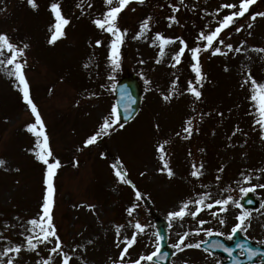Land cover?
Wrapping results in <instances>:
<instances>
[{
    "label": "rangeland",
    "instance_id": "obj_1",
    "mask_svg": "<svg viewBox=\"0 0 264 264\" xmlns=\"http://www.w3.org/2000/svg\"><path fill=\"white\" fill-rule=\"evenodd\" d=\"M17 1L0 0V9H3L0 11V32L6 33L18 47L29 45L19 62L24 63L23 72L29 91L36 88V105L45 123L53 153L50 160L59 159L61 163L59 168L62 167V171L58 178L55 177L54 186L57 189L52 215L62 241V250L72 257L70 264H113L121 251L116 243L125 236L130 238L136 231L132 225L139 221L147 227L144 233L138 234L137 243L129 249L126 260L131 264L141 254L155 251L157 220L166 225L171 251L168 264H216L217 260L222 262L217 255L208 254L200 248L179 251L172 245L185 232L190 233L185 243L203 242L208 236L205 231H200L199 235L191 234L201 219L208 221L203 225L204 229H212L214 234L223 232L225 235L221 237L227 239V234L237 222L236 216L242 210L251 215L245 222L247 232L240 233L264 246L261 243L264 241V207H261L264 204V188L257 187L255 191L248 192L253 200L250 208L243 204L248 194L243 195L240 191L241 188L264 184V140L260 138L258 128L253 130L254 117L250 114L248 99L251 85L241 87L249 73L257 82L264 83V52L251 50L264 48V17L251 20L252 13L264 12V0H257L244 17L238 18L236 24L221 34L226 43H231L234 48L245 41L246 51L217 55L214 59L209 52L200 54L202 71L207 80L201 89V100L195 103L194 97L186 92L168 102L163 100L162 94H167L176 76L180 78V91H184L189 79H194L189 67L191 56L186 51L182 63L176 68L170 67L171 56L180 47L177 41L175 45L167 46L165 57L156 63L158 47L150 46L152 37L157 32L166 37H182L189 47H193L196 41L188 42L186 21L192 17L199 27L208 25L214 29L217 21L232 11L224 9L216 16L219 5L235 3L238 6L240 0H184L183 5L180 0H145L143 4L133 0L118 20V26L129 31L124 38L127 47L121 46L120 49L122 53L128 48V60L124 66L120 64L116 71L112 70L107 59L110 34L101 32L92 23L107 10L104 0L105 10H100V17L89 10L90 14L85 18H79V15L75 18L62 9L71 23L64 29L66 36L55 44L47 42L49 26L54 23V17L48 10L53 0H37L39 7L36 10L26 0ZM67 1L73 2L60 0L61 6L64 7ZM79 2L81 0H77ZM86 3L84 0L82 6ZM171 5L178 6L180 10L173 13ZM171 15H175L179 23L168 27L166 18ZM149 16L152 17L151 31L146 38L133 39L139 31L140 22ZM158 20H162L160 25H157ZM248 23H252L251 29L247 28ZM241 25L243 30L235 32V27ZM191 32L190 29L189 37ZM11 33L17 39L11 37ZM20 33L30 35V39L22 41L24 36ZM96 40H102V46L97 47ZM221 48L227 51L223 46ZM9 56L10 53L4 50L0 60ZM11 67L0 65V159L6 161L5 166L0 167V251L5 246L22 244L24 247L19 255L9 253V256L15 257L14 264H37V261L42 264L49 255V249L55 246V241L47 246L39 245L36 251H27L25 237L29 235L27 221L38 218L41 211L45 166L32 151L36 137L26 130V125L34 123L35 118L28 106L24 109L19 107L17 98L22 97V93L19 87L14 86L17 83L15 78L7 74ZM126 72L135 74L142 86L140 114L129 126L117 127L110 135L85 148L84 140L99 129L102 120L110 113L113 85ZM110 76H114L115 80H110ZM145 79L150 84L145 85ZM204 113L208 115L201 120L200 114ZM189 116L195 117L193 127L198 131L194 130L189 139H184L182 126ZM237 128L240 131L232 135ZM177 132L181 135L177 136ZM164 139L170 140L165 148L166 159L175 173L172 178L159 171L162 165L156 145ZM102 153L105 155L102 156ZM117 159L127 171L128 179L143 194V199L136 201L139 207L131 217L126 210L133 205L135 194L130 185L117 181L110 166ZM193 162L204 164V175L199 179L190 176ZM41 166H44L43 172ZM220 168H223L222 172L218 171ZM244 176H251V181L245 183ZM203 192L211 194L206 204L231 196L228 211L220 212L218 217L213 218L211 212L218 211L217 206L204 208L195 220L191 216L168 220V212L178 210L182 201L196 199ZM236 201L240 202L242 209L236 206ZM90 205L93 207L90 208ZM232 205L234 207L230 210ZM189 207L191 211L195 210L194 204ZM219 219H225L226 223L220 225ZM117 225L124 226L119 239L115 231ZM52 257V264H60L58 254H52Z\"/></svg>",
    "mask_w": 264,
    "mask_h": 264
},
{
    "label": "snow or ice",
    "instance_id": "obj_2",
    "mask_svg": "<svg viewBox=\"0 0 264 264\" xmlns=\"http://www.w3.org/2000/svg\"><path fill=\"white\" fill-rule=\"evenodd\" d=\"M84 0H81V3L76 5L77 8H81ZM133 0H104V4L107 6V10L102 13L101 18H96L92 20V23L101 30V32L110 34V40L108 43V54L107 59L112 65V70L116 71L120 68L121 61V46L124 43V38L127 36L128 30L121 29L118 26V20L120 14L128 7ZM135 2L139 4H143L145 0H135ZM257 0H240L239 5L235 3H223L219 5L216 9V16H219L221 11L224 9L232 10L227 14H224L221 19L217 21V25L214 29L209 28L208 25H205V29L207 31L201 30L196 36L195 46L189 47L188 43L182 37H166L164 34L157 32L152 37L151 45L153 47H158L157 59L156 63H160L166 55V48L169 45H175L177 41L179 42V49L175 51L171 60L172 63L170 67L176 68L177 65L182 63V58L185 55V52H189L191 56V63L189 65L191 72L194 74V79H189L187 81V86L184 91L179 90V76H176L175 79L172 80L170 88L167 91V94H162V98L165 102L170 101L174 96L183 95L185 92L194 97V103L196 101H200L202 98L201 89L204 86V82L207 80L206 74L202 71L200 54L202 52H210L211 56H227L230 52L240 53L241 51H246L244 49L245 41H241L240 46L233 47L231 43H226L224 37L221 35L225 30L230 29L231 26L236 24L238 18L244 17L246 13L249 12L250 7L255 4ZM27 4L34 10L38 9L39 5L37 0H27ZM180 4H184V0H180ZM88 8L92 7L91 3L87 4ZM187 7V5H185ZM238 10H235L237 9ZM172 12L176 13L180 9L176 5H171ZM48 10L51 15L54 17V23L49 26V38L48 44H55L59 39L66 36V32L64 29L68 26L71 21L66 18L62 13L60 0H53L48 5ZM3 11V9H0ZM134 11V9H133ZM264 17V12L252 13L251 20L255 21L257 17ZM152 17H146L144 20L140 22L139 31L132 37L133 39H141L142 37L146 38L147 33L151 31L150 21ZM169 23L168 27H172L174 23H179L177 17L175 15H171L166 18ZM253 27L252 23L247 24V28L251 29ZM244 26L241 25L239 27H235V32H241ZM249 36L252 35L251 31H249ZM230 38V37H229ZM97 47L102 46V40H96L95 42ZM221 46L227 51H223ZM29 47L28 44H23V47H18L14 44L10 37L6 33L0 32V55L3 54L4 50H7L10 53V56L6 60H0V65L12 66L8 70V75L15 78L17 82L16 85L19 87L20 92L22 93V98L27 106L30 108L32 115L34 116V123H29L26 125V130L29 133H32L36 137V142L33 148V152L35 158L41 162L45 166L44 176H43V184L45 185V190L43 194V202L41 204V211L38 214V218H32L27 221L28 227L26 230L29 233L25 237L26 240V250L27 251H36L39 245L47 246V244L51 243L53 240L55 241V246L49 249V255L46 259H43L42 264H52V254H58L61 257L60 264H70L72 259L68 253L62 250V241L58 235L56 225L53 222L52 209L54 207V183L53 179L56 175V170L61 166L59 159L50 160L53 157V153L49 146V137L46 134L45 123L41 116L40 111L38 110L37 105L33 102L30 97L29 91V83L25 77L23 72L24 63L19 62V58L22 57L25 53V50ZM252 51L255 52H264V48H252ZM143 63V61H141ZM85 68L88 67L87 64L84 65ZM227 67L225 71H227ZM110 80H115L114 76L109 77ZM250 83V95L248 97L251 110L250 114L253 115V130L259 129L260 138L264 140V83L257 82V80L252 76L251 73L247 75L244 82L241 84V87L244 88ZM144 84H150V81L147 79L144 80ZM115 87V84L113 85ZM120 101L123 102V111L128 115L123 117L124 121L129 119L131 115V106L135 103V100L132 98L130 93L122 92L120 96ZM195 111V108H193ZM204 115H208V113L200 114V119H203ZM222 115V113L220 114ZM195 117L189 116L183 123L182 131L185 134L183 136L184 139H189L193 131H198V129H194ZM123 128L124 123L121 122L120 108L118 104H113L110 110V113L102 120L99 125V129L86 138L83 142V146L87 148L90 145L97 143L99 139L103 136H107L111 134V131H114L115 128ZM159 128V125H157ZM240 129L237 128L232 135H235L236 132H239ZM177 136H180L181 133L177 132ZM170 143L169 139H164L156 145V152L158 154V158L161 162V167L159 169L160 172H166L169 178H172L175 173L173 169L170 167L167 157V152L165 146ZM203 152V149H200ZM104 156L105 154H101ZM189 156H191V152H189ZM6 161L0 159V167H4ZM114 170V175L117 178V181L126 185H130L135 194V201L133 205L127 208V214L131 217L139 205L136 201H140L143 199V194L136 189L135 185L132 183L130 179H128V173L123 168L122 162L117 159L112 165H110ZM204 164L200 163L197 165L195 162L191 165L190 176L196 179H199L204 175ZM218 171H223V168L218 169ZM144 175V173H141ZM243 175V174H242ZM219 179V176L217 177ZM245 183H249L252 179L251 176L243 177ZM259 179V177H257ZM257 187L264 188V184L253 185L250 188H241L240 191L243 195H247L248 192L255 191ZM211 198V194L209 192H203L198 194V198L196 199H186L181 202L178 207V210H172L168 212V220L172 221L175 219H184L186 216H191L194 220L197 219L199 214L204 210V208L213 209L219 206L218 211H212L211 216L216 218L219 216L220 212H227L230 201L232 197L229 196L225 199H216L212 203H205L206 200ZM195 205V210H190V205ZM238 208L242 209V205L239 201L235 202ZM90 208L93 206H89ZM264 207V204L261 205ZM251 213L248 211H241V214L236 216V223L232 226L231 231L227 234L226 238L231 240L233 236L240 232H247L248 225H246V220L249 219ZM208 223L207 220H199L198 227L193 230L191 234L199 235L200 231H205L208 236H212V229H204L203 225ZM220 225H224L226 223L225 219H219ZM129 224L132 225V221H129ZM136 231H134L131 237L125 236L122 241L116 243V247L120 248L119 257L116 260H113V264H128L126 257L129 254V249L137 243L138 234L144 233L146 225H142L139 221H136L134 225H132ZM123 225H117L115 228L116 236L119 239L121 228ZM169 227H171V223H169ZM38 229V231H37ZM23 235V233H21ZM157 237L155 251H152L149 254H141L137 259L131 261V264H143V262H153L154 258H159L161 256H167V253L161 252L160 241L164 239L163 236H160L159 233L155 234ZM190 233L185 232L183 235L179 237V240L172 245L173 248L178 249L179 251H183L184 248H200L201 243H185L186 239L189 237ZM215 235L224 236L223 232H216ZM91 243V241H89ZM264 243V241H261ZM123 245V246H122ZM22 244H16L13 246H5L2 251H0V264H14L15 257L9 256V253H16L19 255L23 249ZM237 248L244 249L247 252L248 258L257 255V252L251 248H245L244 245L237 244ZM209 248L212 249H222L224 252L228 253L229 256L232 255L233 249L227 247L223 242L219 240H213L209 245ZM207 250V249H206ZM73 252L76 251L75 248L72 249ZM37 255L39 253L37 252ZM6 258V259H5ZM109 259H112L111 257ZM37 264H41V261H37ZM216 264H221L219 260L216 261ZM235 264H239L238 261Z\"/></svg>",
    "mask_w": 264,
    "mask_h": 264
},
{
    "label": "water",
    "instance_id": "obj_3",
    "mask_svg": "<svg viewBox=\"0 0 264 264\" xmlns=\"http://www.w3.org/2000/svg\"><path fill=\"white\" fill-rule=\"evenodd\" d=\"M122 92L130 93L132 98L135 100V103H133L132 106H131V109H130L131 115L129 116V119L127 121L123 120V117L125 115H128V114L123 111V102L120 101V96H121ZM115 102H116V104L119 105L120 115H121V122L122 123L130 121L135 116V114L137 113L138 108H139L140 91H139V88L137 86V83H136L134 77L123 79V80H121L118 83V85L115 87ZM164 232H165L164 231V225L160 224L158 233H159L160 236L164 237V239L160 241L161 252L162 253H167L168 255L167 256H161L159 258H154V261L158 262L159 264H167V260H168L169 255H170L169 252L167 251V248H166V244H165V240L166 239H165ZM234 236L236 237V235H234ZM213 240L221 241L220 239H218L216 237H212V238H210L208 240V242L206 244H203L202 247L204 249H207L209 252L219 253L222 256H227L228 257V261L226 263H224V264H235L236 261H238L239 264H248V263L255 264V263H257L256 257L258 255H262L263 258H262L261 261L264 262V248H262V249L254 248L253 246L250 245V243H247V242H245L243 240H240V239H235L233 241L232 245L227 246L225 244L227 247L233 249L232 255L229 256L228 253L224 252L222 249L209 248V245L211 244V242ZM221 242H223V241H221ZM237 244H241V245H244L245 248H251V249L255 250L257 252V255L252 257L251 259H249L248 255H247V252L244 249L237 248L236 247ZM239 250L244 252V256H242L241 258H237L235 256V253L237 251H239Z\"/></svg>",
    "mask_w": 264,
    "mask_h": 264
},
{
    "label": "bare ground",
    "instance_id": "obj_4",
    "mask_svg": "<svg viewBox=\"0 0 264 264\" xmlns=\"http://www.w3.org/2000/svg\"><path fill=\"white\" fill-rule=\"evenodd\" d=\"M233 207H234V205H232V206H229V209H230V210H232V209H233Z\"/></svg>",
    "mask_w": 264,
    "mask_h": 264
}]
</instances>
